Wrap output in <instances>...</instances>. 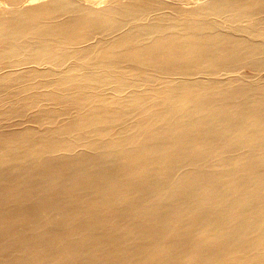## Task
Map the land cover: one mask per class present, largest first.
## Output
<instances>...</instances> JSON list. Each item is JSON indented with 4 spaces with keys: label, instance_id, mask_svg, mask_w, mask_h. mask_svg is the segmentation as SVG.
<instances>
[{
    "label": "bare ground",
    "instance_id": "bare-ground-1",
    "mask_svg": "<svg viewBox=\"0 0 264 264\" xmlns=\"http://www.w3.org/2000/svg\"><path fill=\"white\" fill-rule=\"evenodd\" d=\"M0 1V264H264V0Z\"/></svg>",
    "mask_w": 264,
    "mask_h": 264
},
{
    "label": "rangeland",
    "instance_id": "rangeland-1",
    "mask_svg": "<svg viewBox=\"0 0 264 264\" xmlns=\"http://www.w3.org/2000/svg\"><path fill=\"white\" fill-rule=\"evenodd\" d=\"M39 1H41V0H35L34 2H39ZM1 2V1H0Z\"/></svg>",
    "mask_w": 264,
    "mask_h": 264
}]
</instances>
